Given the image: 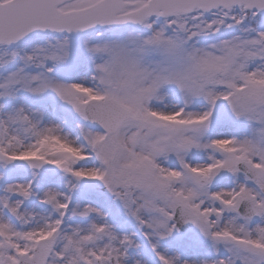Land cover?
I'll list each match as a JSON object with an SVG mask.
<instances>
[{
  "label": "snow or ice",
  "instance_id": "snow-or-ice-1",
  "mask_svg": "<svg viewBox=\"0 0 264 264\" xmlns=\"http://www.w3.org/2000/svg\"><path fill=\"white\" fill-rule=\"evenodd\" d=\"M0 264H264V0H0Z\"/></svg>",
  "mask_w": 264,
  "mask_h": 264
}]
</instances>
